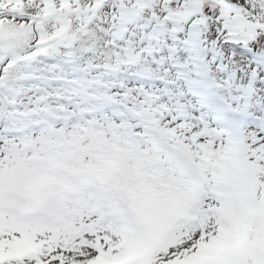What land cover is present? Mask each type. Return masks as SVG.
Returning <instances> with one entry per match:
<instances>
[{
	"label": "snow or ice",
	"instance_id": "1",
	"mask_svg": "<svg viewBox=\"0 0 264 264\" xmlns=\"http://www.w3.org/2000/svg\"><path fill=\"white\" fill-rule=\"evenodd\" d=\"M0 264H264V0H0Z\"/></svg>",
	"mask_w": 264,
	"mask_h": 264
}]
</instances>
